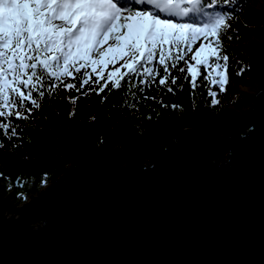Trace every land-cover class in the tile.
Returning <instances> with one entry per match:
<instances>
[{
  "label": "water",
  "instance_id": "water-1",
  "mask_svg": "<svg viewBox=\"0 0 264 264\" xmlns=\"http://www.w3.org/2000/svg\"><path fill=\"white\" fill-rule=\"evenodd\" d=\"M240 89L244 129L180 127L143 162L72 139L37 193H0V264H264V86Z\"/></svg>",
  "mask_w": 264,
  "mask_h": 264
},
{
  "label": "snow or ice",
  "instance_id": "snow-or-ice-1",
  "mask_svg": "<svg viewBox=\"0 0 264 264\" xmlns=\"http://www.w3.org/2000/svg\"><path fill=\"white\" fill-rule=\"evenodd\" d=\"M231 19L215 0H0V140L20 139L16 121L30 122L39 101L54 99L61 85L94 93L101 104L122 93L121 107L132 112L147 101L179 109L147 95L182 90L176 70L187 73L190 94L206 87L218 104L210 85L224 92L229 83L230 57L222 53ZM181 61L186 67H177ZM67 98L76 104L80 96Z\"/></svg>",
  "mask_w": 264,
  "mask_h": 264
},
{
  "label": "trees",
  "instance_id": "trees-1",
  "mask_svg": "<svg viewBox=\"0 0 264 264\" xmlns=\"http://www.w3.org/2000/svg\"><path fill=\"white\" fill-rule=\"evenodd\" d=\"M230 2L215 0L217 12L232 13L231 28L226 33L232 39L223 40L225 53H222L230 57L229 83L224 92L210 85L217 93L218 104L211 105L212 98L206 87L201 86L190 94L188 82L183 78L187 73L176 70L172 71L182 77L179 81L184 85L182 90L177 89L175 94L149 90L147 95L157 96L166 105H181L179 109L161 108L156 102L147 101L139 105L138 111L132 112L121 107L122 93H109L106 102L101 104L100 97L94 93L84 97L75 90L64 92L61 85L57 90L59 94H53L54 99L39 101L42 108L34 109L30 122L16 121L23 129L20 139L0 140L4 144L0 148V193L13 190L14 201L27 200L37 193L61 174L66 161L73 160L72 139H89L96 150L105 147L104 156L117 153L121 163H129V159L143 162L149 147L170 139L180 127L197 125L202 136H211V140L220 138L223 130L244 129L241 114L253 99L240 89V85L254 87L256 79V85L264 86V50L257 40L264 37V32L260 27L262 16L252 0H237L232 7H229ZM177 67L186 66L181 61ZM241 68L245 70L237 75ZM201 72L207 75L203 68ZM72 96H80L76 104L67 98ZM70 112L74 113L71 118ZM93 116L95 120L91 119ZM148 116L152 118L149 120ZM223 156L218 152L214 158L222 159Z\"/></svg>",
  "mask_w": 264,
  "mask_h": 264
},
{
  "label": "rangeland",
  "instance_id": "rangeland-1",
  "mask_svg": "<svg viewBox=\"0 0 264 264\" xmlns=\"http://www.w3.org/2000/svg\"><path fill=\"white\" fill-rule=\"evenodd\" d=\"M253 6H254V8L256 9V11L262 16V24L261 25H263L264 24V17H263V14H264V9H262L259 5H257L255 2H254V4H253ZM264 37H261V38H257V40L259 41V40H261V39H263ZM111 67L112 66H110L109 67V70H111Z\"/></svg>",
  "mask_w": 264,
  "mask_h": 264
},
{
  "label": "flooded vegetation",
  "instance_id": "flooded-vegetation-1",
  "mask_svg": "<svg viewBox=\"0 0 264 264\" xmlns=\"http://www.w3.org/2000/svg\"><path fill=\"white\" fill-rule=\"evenodd\" d=\"M11 191V193H12V196H13V190H10ZM2 194H4V193H2ZM12 199H13V197H12ZM14 200V199H13Z\"/></svg>",
  "mask_w": 264,
  "mask_h": 264
}]
</instances>
